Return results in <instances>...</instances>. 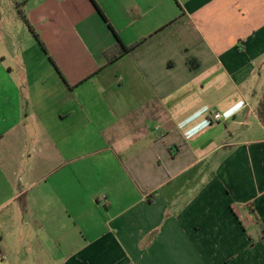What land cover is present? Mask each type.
I'll return each instance as SVG.
<instances>
[{
    "label": "crops",
    "instance_id": "0c3cea01",
    "mask_svg": "<svg viewBox=\"0 0 264 264\" xmlns=\"http://www.w3.org/2000/svg\"><path fill=\"white\" fill-rule=\"evenodd\" d=\"M263 103L264 0H0V264H264Z\"/></svg>",
    "mask_w": 264,
    "mask_h": 264
},
{
    "label": "trees",
    "instance_id": "16d2710c",
    "mask_svg": "<svg viewBox=\"0 0 264 264\" xmlns=\"http://www.w3.org/2000/svg\"><path fill=\"white\" fill-rule=\"evenodd\" d=\"M37 37V36H36ZM137 46H132V47H126L120 40L118 41V44L115 46V48L109 50L106 52V57L108 59V63L111 64L114 61L118 60L119 58L131 53L134 48ZM197 62L196 61H191V66H195L194 64ZM260 115H261V120L264 122V103L262 104L261 108L259 109Z\"/></svg>",
    "mask_w": 264,
    "mask_h": 264
},
{
    "label": "built area",
    "instance_id": "2783aa9c",
    "mask_svg": "<svg viewBox=\"0 0 264 264\" xmlns=\"http://www.w3.org/2000/svg\"><path fill=\"white\" fill-rule=\"evenodd\" d=\"M214 119H215L216 121H220V120L222 119V115L217 113V114L214 116Z\"/></svg>",
    "mask_w": 264,
    "mask_h": 264
}]
</instances>
